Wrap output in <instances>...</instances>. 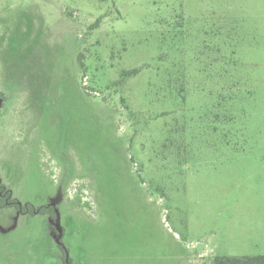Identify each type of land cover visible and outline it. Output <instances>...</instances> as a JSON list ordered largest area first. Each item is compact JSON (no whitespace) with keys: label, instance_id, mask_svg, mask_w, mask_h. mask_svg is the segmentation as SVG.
I'll use <instances>...</instances> for the list:
<instances>
[{"label":"rangeland","instance_id":"obj_1","mask_svg":"<svg viewBox=\"0 0 264 264\" xmlns=\"http://www.w3.org/2000/svg\"><path fill=\"white\" fill-rule=\"evenodd\" d=\"M0 93V264L264 254V0H0Z\"/></svg>","mask_w":264,"mask_h":264},{"label":"trees","instance_id":"obj_2","mask_svg":"<svg viewBox=\"0 0 264 264\" xmlns=\"http://www.w3.org/2000/svg\"><path fill=\"white\" fill-rule=\"evenodd\" d=\"M138 71H139L138 68H133L129 70H123L121 71V74L123 77H128L136 74ZM9 203L13 204L11 192L6 187L0 185V206H7ZM17 208L22 213L29 212V213L49 214L55 218V207L52 205L47 204L40 207H34L32 205H29L28 203H24L22 205H18ZM66 252L67 250H64L63 255L66 258V264H67ZM69 260L70 258L68 256V261ZM211 264H264V254L242 255V256L216 255L212 257Z\"/></svg>","mask_w":264,"mask_h":264},{"label":"water","instance_id":"obj_3","mask_svg":"<svg viewBox=\"0 0 264 264\" xmlns=\"http://www.w3.org/2000/svg\"><path fill=\"white\" fill-rule=\"evenodd\" d=\"M56 230L58 234L56 235L55 239L57 242H59V239L61 237V227H60V217L58 213H57V218H56ZM66 255H67V252H66Z\"/></svg>","mask_w":264,"mask_h":264},{"label":"flooded vegetation","instance_id":"obj_4","mask_svg":"<svg viewBox=\"0 0 264 264\" xmlns=\"http://www.w3.org/2000/svg\"><path fill=\"white\" fill-rule=\"evenodd\" d=\"M20 205V204H19Z\"/></svg>","mask_w":264,"mask_h":264}]
</instances>
